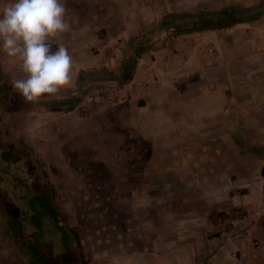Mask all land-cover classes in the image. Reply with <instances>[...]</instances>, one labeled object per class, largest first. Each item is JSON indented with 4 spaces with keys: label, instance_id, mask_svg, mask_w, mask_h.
<instances>
[{
    "label": "rangeland",
    "instance_id": "obj_1",
    "mask_svg": "<svg viewBox=\"0 0 264 264\" xmlns=\"http://www.w3.org/2000/svg\"><path fill=\"white\" fill-rule=\"evenodd\" d=\"M242 1L62 0L69 28L55 43L73 57L72 85L39 103L20 96L30 106L6 118L37 155L88 264H139L170 241L192 247L195 264H264V117L254 104L199 94L177 104L152 79L161 68L137 67L133 54L142 41L173 47L169 16L182 25ZM12 2L0 0V14ZM179 68L173 60L169 70ZM0 71L9 84L26 75L2 50ZM149 86L156 99L146 103ZM0 264H22L1 221Z\"/></svg>",
    "mask_w": 264,
    "mask_h": 264
},
{
    "label": "trees",
    "instance_id": "obj_2",
    "mask_svg": "<svg viewBox=\"0 0 264 264\" xmlns=\"http://www.w3.org/2000/svg\"><path fill=\"white\" fill-rule=\"evenodd\" d=\"M262 10L230 5L219 11L197 12L192 21L182 25L174 26L170 19L173 16H169L167 25L178 37L250 22ZM157 49L151 42L142 41L135 45L133 54L139 58ZM19 97L0 71V221L4 237L22 264H88L77 233L68 226L54 200L37 155L9 132L6 115L30 106L20 104ZM260 174L264 179V163Z\"/></svg>",
    "mask_w": 264,
    "mask_h": 264
},
{
    "label": "crops",
    "instance_id": "obj_3",
    "mask_svg": "<svg viewBox=\"0 0 264 264\" xmlns=\"http://www.w3.org/2000/svg\"><path fill=\"white\" fill-rule=\"evenodd\" d=\"M263 3L264 0H254L253 3L244 0L240 6L262 7L257 19L236 23L229 28L203 29L180 35L170 49L144 52L141 59H137V67L150 66V72L160 67L159 74L150 73L152 79L162 88L161 95L167 92L170 97L174 92L177 104L191 101L190 104L199 94L198 100L212 98L215 104H236L240 110L244 109L242 104H254L256 113L264 117ZM173 60L180 63L176 72L169 70ZM168 80L169 87L166 86ZM171 86L175 87L172 91ZM153 93L151 87L146 89L142 95L146 103L156 99ZM217 251L224 254V246ZM205 253L208 252L205 250ZM137 257L139 264H179L180 259L183 260L180 264H195L192 247L178 245L177 241L161 242L150 254L142 253Z\"/></svg>",
    "mask_w": 264,
    "mask_h": 264
},
{
    "label": "clouds",
    "instance_id": "obj_4",
    "mask_svg": "<svg viewBox=\"0 0 264 264\" xmlns=\"http://www.w3.org/2000/svg\"><path fill=\"white\" fill-rule=\"evenodd\" d=\"M62 0H13L0 14V50L22 64L12 87L25 103H39L71 87L73 57L55 41L68 31Z\"/></svg>",
    "mask_w": 264,
    "mask_h": 264
}]
</instances>
